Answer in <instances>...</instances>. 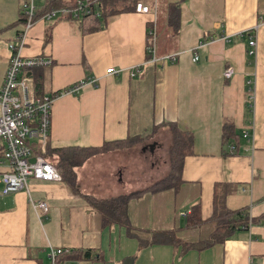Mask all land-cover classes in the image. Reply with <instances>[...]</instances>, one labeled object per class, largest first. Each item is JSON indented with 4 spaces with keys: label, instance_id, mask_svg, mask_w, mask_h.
<instances>
[{
    "label": "crops",
    "instance_id": "0c3cea01",
    "mask_svg": "<svg viewBox=\"0 0 264 264\" xmlns=\"http://www.w3.org/2000/svg\"><path fill=\"white\" fill-rule=\"evenodd\" d=\"M25 1L0 0V85L7 43L22 28ZM137 3L149 13L120 12L103 20L97 32L82 34L79 23L66 17L48 22L38 17L26 33L19 55L50 61L24 74L31 87L37 82L45 96L78 87L53 100L50 148L144 140L91 157L74 169L72 185L27 179V191L0 193V264H50L49 253L57 249L63 255L55 264H264V221L201 252L137 241V236L150 239L152 233L171 230L183 243L206 236L208 225L181 228L193 207H199L202 221L210 217L213 192H226L228 210L245 209L250 217L264 213V0ZM151 22L155 62L145 54ZM227 67L233 74L224 79ZM107 69L114 73L106 74ZM169 125L192 136L193 155L183 161L178 188L127 202L134 236L104 224L91 201L141 191L157 181L156 151L167 149ZM235 142L233 154L229 147ZM144 164L147 175L141 177ZM38 203L45 212L35 207ZM72 250L91 257L71 259ZM105 251H112L109 258Z\"/></svg>",
    "mask_w": 264,
    "mask_h": 264
},
{
    "label": "trees",
    "instance_id": "16d2710c",
    "mask_svg": "<svg viewBox=\"0 0 264 264\" xmlns=\"http://www.w3.org/2000/svg\"><path fill=\"white\" fill-rule=\"evenodd\" d=\"M80 0H42L35 8L33 20L41 17L47 11L59 8H73L75 3ZM90 5L86 7L88 14H81L79 19L66 17L67 20L78 22V27L82 34L97 32L101 29V23L106 18L112 17L120 12L133 11L137 0H89ZM21 21L19 19L18 23ZM172 26V25H171ZM39 84L34 82L33 88L35 95L38 93ZM225 130L226 126L224 125ZM169 143L167 146V170L163 177L153 182L150 186L141 191L132 192L125 195L116 196L114 198L102 201H91L101 217L104 224H116L123 227L127 234L134 236L132 229L127 220L126 205L130 199L137 198L144 193H156L160 191H175L180 184V173L183 161L187 156L193 155L191 150L192 136L191 133L182 132L174 125L168 126ZM144 139L137 140L127 139L123 141H115L104 143L101 147H62L50 148L48 142L45 149V158L55 168L61 177V180L72 185L74 179V169L82 166L88 159L99 154L108 152L122 151L137 145ZM237 143L230 145L233 147L231 153L236 151ZM229 147V148H230ZM226 192L218 194L213 192L211 200L210 217L202 221L199 217V207H193L187 215H185L184 225L181 229H197L208 225L210 231L206 236H201L194 243L180 242L175 236V230L152 233L150 239L142 241L139 239V245H170L180 247L181 251L192 250L201 252L214 246L222 245L234 232L238 230L246 231L250 225L260 224L264 221V213L257 217H250L245 209L228 210L224 204V196ZM63 255V253L61 254ZM60 256V255H59ZM67 257L74 260L89 259V252L81 250H72ZM55 264V263H54Z\"/></svg>",
    "mask_w": 264,
    "mask_h": 264
},
{
    "label": "built area",
    "instance_id": "2783aa9c",
    "mask_svg": "<svg viewBox=\"0 0 264 264\" xmlns=\"http://www.w3.org/2000/svg\"><path fill=\"white\" fill-rule=\"evenodd\" d=\"M36 1L26 0L23 3V25L16 34L14 40L7 43L9 59L0 85V166L4 171L0 172L1 194L27 191L26 180L32 179L46 183H58L61 177L55 168L45 158V149L49 137L50 111L53 100L60 94H73L78 88L71 86L54 95L37 96L24 74L36 67L50 65L47 58H22L19 50L23 47L26 33L33 26V14L36 8ZM97 0H94L95 3ZM90 5L89 0H80L73 8H59L45 12L40 17L45 22L57 17H69L78 20L81 14H88L86 7ZM135 14H148L149 8L140 3L133 7ZM156 33L154 23L151 22L145 33V54L147 61L155 62ZM248 45L253 47L255 42L248 39ZM199 43L197 47H201ZM164 60H172L171 57H164ZM197 57H192L195 62ZM138 68L133 72L138 73ZM133 72L130 74L133 75ZM106 74H113V69H107ZM233 70L227 67L222 75L229 79ZM93 82V81H90ZM82 84V83H81ZM243 138L247 133H243ZM233 147H230L232 150ZM33 160L30 162V160ZM36 208L46 211L43 203L35 205ZM62 254L57 249L50 251V264L55 263L56 257Z\"/></svg>",
    "mask_w": 264,
    "mask_h": 264
},
{
    "label": "rangeland",
    "instance_id": "374dc122",
    "mask_svg": "<svg viewBox=\"0 0 264 264\" xmlns=\"http://www.w3.org/2000/svg\"><path fill=\"white\" fill-rule=\"evenodd\" d=\"M159 17V16H158ZM161 25V17H159L158 18V26H160ZM166 151L167 152V149H161L160 151H156V160H157V164H156V179L155 180H158L160 177H163L164 176V174H165V172H166V169H167V161H166V159H167V153L166 152H164L163 153V151ZM142 162V161H141ZM146 167H147V164H144V165H142V169H144L142 172H143V174L141 173L140 174V176L141 177H144L145 175H147V169H146ZM151 174H148V177L150 176ZM1 185V184H0ZM1 189H2V186H0V193H1ZM201 232H199L198 234H200ZM151 236V235H150ZM202 236V235H201ZM137 238L138 239H140V240H142V241H147V240H149L148 238L146 239V238H143V236H137ZM112 240H114V238H112L111 239V241ZM122 240V238L121 239H119V241L118 242H120ZM137 241H139V240H137ZM121 244V243H120ZM165 246H168V245H165ZM140 249V248H139ZM172 249V251L175 249V251L177 250V248H175V247H172L171 248ZM141 250H142V248H141ZM140 250V251H141ZM111 252L112 251H105V256L106 257H110L111 256ZM133 253H135V249H134V252ZM174 256V255H173Z\"/></svg>",
    "mask_w": 264,
    "mask_h": 264
},
{
    "label": "water",
    "instance_id": "95a60500",
    "mask_svg": "<svg viewBox=\"0 0 264 264\" xmlns=\"http://www.w3.org/2000/svg\"><path fill=\"white\" fill-rule=\"evenodd\" d=\"M33 160L31 159L30 162H32Z\"/></svg>",
    "mask_w": 264,
    "mask_h": 264
}]
</instances>
